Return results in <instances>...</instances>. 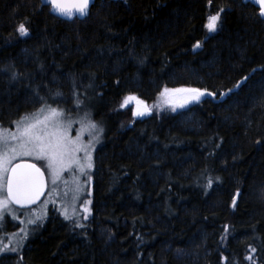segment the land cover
Listing matches in <instances>:
<instances>
[{
  "label": "trees",
  "instance_id": "16d2710c",
  "mask_svg": "<svg viewBox=\"0 0 264 264\" xmlns=\"http://www.w3.org/2000/svg\"><path fill=\"white\" fill-rule=\"evenodd\" d=\"M217 11L219 27L208 32ZM181 87L215 95L181 116L168 102L177 93L161 95ZM130 93L150 115L132 116ZM42 104L67 114L83 107L102 129L91 207L79 222H46L0 264H264L257 9L105 0L65 22L40 0H0V127Z\"/></svg>",
  "mask_w": 264,
  "mask_h": 264
},
{
  "label": "snow or ice",
  "instance_id": "6c2138e0",
  "mask_svg": "<svg viewBox=\"0 0 264 264\" xmlns=\"http://www.w3.org/2000/svg\"><path fill=\"white\" fill-rule=\"evenodd\" d=\"M47 2L51 5L53 11L62 15L71 16L74 14L73 10H75L83 16L88 13L91 0H47ZM255 4L259 5V13L264 16V0H255ZM219 19V11L208 17L206 26L209 31L217 29ZM17 30L22 35L29 32V28L23 22L18 24ZM199 43L197 41V45ZM205 91L207 89L165 88L161 95H167L170 92L188 93V95L179 97L181 103H187L188 100L200 99V95ZM212 94L215 95V93ZM129 99H136L138 104L144 103L132 93L124 98V103L126 104ZM168 102L173 103V100L169 98ZM76 103L79 104L80 101L77 100ZM144 110L150 111L151 109L145 108ZM65 114L66 110L63 108L42 104L36 113L26 114L17 122V132L11 136V139L16 141L15 144L7 142L8 137L4 134L6 130L0 128V189H3L5 184L7 187L6 196L0 191V210L6 209L8 201H15L16 204L31 203L34 198L39 197L43 187V179L39 167L27 161H22L16 165L11 163L18 155H36L46 158L54 178L64 168H71L73 165H79L81 170H83L84 164L81 163L76 153L81 148H84L87 152V148L80 141L79 135L75 138L68 135L71 121L65 122L63 119ZM136 114L142 113L137 112ZM89 126L92 129L99 127L93 120H89ZM100 130L102 131V129ZM96 135H99V132H96ZM87 166L91 167L90 155ZM9 168L11 169L10 173ZM233 202L235 203V198H233ZM85 211H89V209L85 208ZM0 215H3V212H0Z\"/></svg>",
  "mask_w": 264,
  "mask_h": 264
},
{
  "label": "rangeland",
  "instance_id": "374dc122",
  "mask_svg": "<svg viewBox=\"0 0 264 264\" xmlns=\"http://www.w3.org/2000/svg\"><path fill=\"white\" fill-rule=\"evenodd\" d=\"M217 23L219 27V20ZM214 31H209L208 29V32ZM207 93L205 91L200 95V98ZM181 96L185 95L177 93L173 98L172 110L179 111V113L182 112L181 116H184L183 111L186 112L189 106L200 99H192L188 100L187 103H181L179 100ZM126 105L132 109V116L134 118L142 119L151 113V110H144L145 108L151 109L150 105L145 103L138 104L136 99H129ZM137 112H141L142 114H136ZM63 119L65 122L68 120L71 121V126L68 128V135L73 138L79 135L80 141L87 148V152L84 148H81L76 153L81 163L84 164V168L81 170L79 165H73L71 168H64L54 178L52 169L49 168L48 160L44 157L18 155L11 161V163H14L20 160H26L37 164L45 173L47 193L43 200L33 208L18 210L7 202L6 209L0 210V212H3V215H0V249H2L0 250V259L5 256L15 255L23 251L24 248L26 249L25 244L28 238L35 234L36 230H39L46 222L57 218L59 221L64 222L71 220L79 222L89 212L85 211V208L90 210L92 203V183L97 169L96 152L101 146L102 140L101 127L92 129L89 126L90 119L88 113L84 112L83 107H80L74 113L67 114L66 112ZM20 120L21 118L13 122L11 127H0L6 130L4 134L8 137L7 142L9 144L16 143L15 140L11 139V136L17 132V122ZM96 132H99V135H96ZM89 155L91 167L87 166L89 163ZM0 191L4 194V187Z\"/></svg>",
  "mask_w": 264,
  "mask_h": 264
},
{
  "label": "water",
  "instance_id": "95a60500",
  "mask_svg": "<svg viewBox=\"0 0 264 264\" xmlns=\"http://www.w3.org/2000/svg\"><path fill=\"white\" fill-rule=\"evenodd\" d=\"M96 1H103V0H91V3L89 5V11H90L91 7L93 6V4ZM109 1H117V0H109ZM40 2H41V5L42 6H48L50 8V12H51L52 15H54L55 17L61 18V19L65 20V21H72L74 18H77L78 20H83L89 14V11H88V13L86 15H83L82 16L78 12H76L75 10H73L74 14L71 15V16L62 15L60 13H57V12L53 11L52 8H51V5L48 4L47 0H40ZM242 3L243 4H250L254 8L259 9V5L255 4V0H242ZM259 16H260L261 20L264 21V16H262L260 13H259ZM21 162L22 161L16 162L13 165L20 164ZM27 162L28 163H31V164H34L32 162H29V161H27ZM10 172H11V169L9 168V173ZM40 172L42 174L43 187H42V190L40 191L39 197L38 198H34L31 201V203H24V204H16L15 201H8L14 208L19 209V210H26V209H30V208L35 207L36 205H38L41 202V200L43 199L44 195L46 194L47 181H46V177H45V175H44V173H43V171L41 169H40ZM5 195H7V187H6V184H5Z\"/></svg>",
  "mask_w": 264,
  "mask_h": 264
}]
</instances>
